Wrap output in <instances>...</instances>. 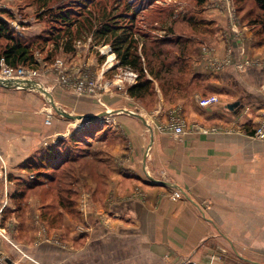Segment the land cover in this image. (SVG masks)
<instances>
[{
	"label": "crops",
	"instance_id": "0c3cea01",
	"mask_svg": "<svg viewBox=\"0 0 264 264\" xmlns=\"http://www.w3.org/2000/svg\"><path fill=\"white\" fill-rule=\"evenodd\" d=\"M208 10L215 20L207 43L192 55L197 87L169 100L154 81L148 120L127 91L102 107L57 89L53 99L68 113L107 112L74 130L79 120L46 122L40 97L0 86V208L18 248L0 238V264H193L207 252L221 255L215 264H264V140L252 136L264 117V32L248 24L246 9L237 11V35L221 9ZM241 50L251 63L237 70ZM215 55L229 63L214 70L207 58ZM208 95L218 102L199 106L197 97ZM175 106L186 123L177 136L159 128ZM72 143L86 147L68 160L72 209L40 211L42 202L58 204L46 190L55 182L38 186L42 196L27 189L14 197L28 183L30 158L58 170Z\"/></svg>",
	"mask_w": 264,
	"mask_h": 264
},
{
	"label": "rangeland",
	"instance_id": "374dc122",
	"mask_svg": "<svg viewBox=\"0 0 264 264\" xmlns=\"http://www.w3.org/2000/svg\"><path fill=\"white\" fill-rule=\"evenodd\" d=\"M80 1H82V3H85L83 0H0V17L8 22L9 26L18 36L27 41L32 40L34 42L33 49L34 59L36 62L26 68L34 72L32 77L33 81L48 89V92L52 95V98L55 97V91L57 89L71 93L69 91L71 90V87L62 88L55 79L57 73V69L55 68L57 60L63 61V66L67 68V71H69L70 75L72 74V71H81L80 77L82 79L94 78L95 75L102 69V64L106 57L105 55L101 54L98 49L101 48L104 42H102L101 39L96 35V31L100 28V24L107 23V21L111 22L110 18L112 19L113 7L115 5H118V3L123 4V2L126 0H88L93 1L91 6L87 3V6L82 5L80 9H76V6L79 4ZM127 1L133 2V0ZM196 1L198 2V0H158L157 4L153 5L149 12L143 13V20L140 19L138 20V22L135 23V27H139L140 29L149 32L151 35H155V31L148 29L150 27V24L156 21L158 23H162L164 20H167V18H172L168 17V13H170L171 11L173 12V18L184 17L183 19H186L185 17H187V15L188 18L191 17V21L193 23H191L192 25H190L189 29L186 28V25L178 23L173 27L174 33L171 34V37H168L170 39H174V37H180L181 40L179 42V45L176 46V48L173 46H167L164 48V46H162V49H166V51L168 52V57L166 58V61L171 60V58H173L176 55L175 53L177 52V54L181 55V58H183V60L187 61V63H184L187 65H185V67L183 68L184 71L192 72L196 70V66L192 61V55L194 54V51H196V49H200L202 45L207 43V41H204L205 37L210 34V30L212 27L211 25L213 24L212 20H215L213 17L211 18V12H209L208 9H221L228 25H230V23L231 25L237 24V22L239 21L237 11H239V9H251L253 13H256L257 11L256 7L254 6L253 0H203V2L199 5L196 4ZM138 2L139 0H136L134 4L137 6ZM240 3L243 4V7L240 5ZM68 4H73V9H76V12L80 11L81 16H79L78 19L81 20H83L84 17H87L86 15L88 13V9H92L94 27L89 31L87 27H77L76 29V27L74 26L72 28L73 30H71V34H74L71 37L72 43L67 44L65 46L64 42L66 38L58 41V44L54 41V36L57 30V28L55 27H59L60 24L52 22L49 18V13L50 11L56 10L58 6H65ZM227 4L229 5V8L227 7ZM237 7L239 9H237ZM102 8H105L106 15L101 12ZM118 10H120V8H117V11ZM154 10L156 12H154ZM117 11L114 12V14H116ZM77 16L78 14H76V17ZM216 21L218 23V20ZM157 33V35L159 36L156 37H165L164 31H159ZM50 37H52V39ZM184 39H191L192 41L194 39L198 41V44L195 46L192 54H190V57L187 56V52L185 53L186 49L180 47L182 44H184ZM140 48L141 47L139 46L137 49L138 53H140ZM111 60L112 59H110L108 55V63H110ZM182 63L183 62H180V65H182ZM121 66L122 65L114 64L111 69L107 70L111 72L108 75L105 74L104 78H111L115 73L120 71ZM2 68L3 67L0 63V71L2 70ZM71 77L75 78V75H71ZM188 78L189 76L187 73L183 75H176V78L174 79L181 80L183 83L185 81L187 82ZM154 87L153 92L143 97L142 100L134 99L135 102L141 104L140 106L142 108L139 110L142 111L146 119L148 118L146 112H149L150 108L152 109V105L156 98V95L154 93ZM19 89H22V91H26L28 93L36 95L37 97H40V99L43 100L45 107L49 109L48 112H51L53 116L59 115L51 106L49 99L39 90L32 88ZM126 90L127 88L125 89L121 87L111 86L105 89H94L91 92H87L86 90V92H84L83 94L76 95L77 97H86L87 99H90L96 104H102L101 106L105 107V100L109 98V96H118L119 98L121 96L126 97V95H124ZM127 100L129 101L130 98ZM53 102L57 107H60L55 103L54 99ZM132 104L133 102L131 103V105ZM136 107H138V105H136ZM143 108L146 109V112ZM82 123L83 122L80 121L74 127V130L82 128L85 125ZM85 149V146H82V148L77 149L75 147H70L67 150L68 157L72 158L74 156H78L79 154L84 153ZM40 161L41 159L37 160L36 156H34V158H30V160L28 161L29 169L27 171L28 174L26 176V179L28 183L33 182L34 185H36L35 187L28 189V191L34 196L38 194L42 196L41 190L39 191L40 193H38L36 189L38 188V186V189H41L42 184H44V182L47 181L48 178H50L49 174L45 170L46 167H42L43 165H40ZM58 175V177H61L62 173H59ZM36 179L39 180L35 181ZM46 190H49L48 194H52L55 191V188H48ZM56 191L59 192L58 185ZM16 193L18 194V192ZM36 206L37 205H35V207ZM39 206H41L39 207L40 211L47 212L53 211L56 207H59L60 205H58L57 203L46 204L45 202H42L41 204H39ZM61 206L67 207L68 205L63 204ZM76 206L77 211L79 213H83L84 205ZM4 207L1 206L0 208V238L8 242V240H11V237L6 234V231L8 233L10 231L6 230L7 228L4 226L6 220H4V216H2L1 213L4 210ZM72 207H74V205Z\"/></svg>",
	"mask_w": 264,
	"mask_h": 264
},
{
	"label": "trees",
	"instance_id": "16d2710c",
	"mask_svg": "<svg viewBox=\"0 0 264 264\" xmlns=\"http://www.w3.org/2000/svg\"><path fill=\"white\" fill-rule=\"evenodd\" d=\"M79 2L76 6V9H80L82 5H86L87 3L91 6L93 1L83 0ZM124 1V0H123ZM132 1H124L123 4L115 5L112 11V19L111 22L107 21V23L100 24V28L96 31L97 36L101 39L103 44H109L116 55L119 64L122 66H130L138 73L137 81L134 85L127 87V94L136 99L142 100L143 97L153 92L154 81H156L162 91L163 96L166 99L173 100L176 97H180L190 93V91H184V88L187 86H196V75L192 71H184V67L187 63L186 60L181 58V55L175 53L176 55L171 58V60L166 61L168 57V52L162 49V46H176L179 45L180 37H174V39H170L171 34H173V27L178 23L186 25V28H190L191 17L186 19L183 18H173L171 11L168 13L167 20H164L162 23L152 22L148 29L155 31V35H151L149 32L140 29L136 26V22L138 20H143V13L149 12L153 5H156L158 0H139L138 5L136 6L134 3L136 0ZM203 2V0L196 1V4L199 5ZM254 6L256 7V13H253L251 9H247V20L248 24H255L259 27L260 32H264V0H253ZM243 7V4L240 3ZM117 8L120 10L117 11ZM240 8V6H239ZM237 7V9H239ZM76 9H73V4H68L65 6H58L56 10L50 11L49 18L52 22L60 24L55 33V42L57 43L61 39H65V46L67 44L72 43L71 34L72 28L77 27H87L90 31L94 26L92 14L93 10L88 9L87 17H84L83 20L78 19L81 16L80 11L76 12ZM243 9V8H242ZM241 10V9H239ZM244 10V9H243ZM114 14V12H116ZM101 12L106 15L105 8L101 9ZM154 12H156L154 10ZM76 14L78 16L76 17ZM120 22V23H119ZM159 31H164L165 37L158 38L156 36ZM74 33V31H73ZM96 36V37H97ZM52 39V37H50ZM180 47L185 48L187 52V56L190 57L195 46L198 44V41L191 39H184ZM58 44V43H57ZM140 48V53H138V47ZM34 42L27 41L20 36H18L12 28L9 26L8 22L0 17V63L1 61L8 67L17 68L19 66L28 67L31 64L35 63L34 59ZM184 49V50H185ZM186 56V57H187ZM183 62L180 65V62ZM187 66V65H186ZM181 67V68H180ZM189 78L187 82H183L181 80H176V75L187 74ZM151 78H150V77ZM194 89V88H192ZM192 92V91H191ZM154 93L156 95L155 87ZM86 124L83 126V128ZM84 130V129H81ZM85 132V131H82ZM79 143H72L71 147L78 146ZM76 149L79 147H75ZM52 153V152H51ZM51 158H54L53 155L49 157V162L51 163ZM69 157L67 150L65 151V160L62 162L58 170L53 169L49 172V177L47 181L55 182V184L50 185V188H55L54 193L58 197V204L68 205L67 207L61 206L66 210H70L74 205V196L76 193L75 187L73 186L74 173L72 168L69 166ZM40 165L42 167H48V165H44L42 161H40ZM52 167V165H51ZM59 173H62L61 177H58ZM56 174V175H52ZM39 179H36L37 181ZM57 185L59 187V192L56 191ZM34 183L29 182L27 184H23V189L20 194L14 195L15 198L20 199L24 196L25 190L31 189L35 187ZM49 191V190H48ZM60 194V195H59ZM20 201V200H18Z\"/></svg>",
	"mask_w": 264,
	"mask_h": 264
},
{
	"label": "built area",
	"instance_id": "2783aa9c",
	"mask_svg": "<svg viewBox=\"0 0 264 264\" xmlns=\"http://www.w3.org/2000/svg\"><path fill=\"white\" fill-rule=\"evenodd\" d=\"M227 7L229 8V5L227 4ZM231 11V10H230ZM231 15V14H229ZM230 31L232 33H235L236 35L240 33L237 29L236 24L230 25ZM101 54L105 55V60L102 64V69L95 75L94 78L86 79L80 77L81 71H72L71 75H75V78H72L69 71H67V68L63 66L62 60L56 61L55 68L57 69L56 73V81L60 86L63 87H71V90H69L72 94L81 95L84 92H91L94 89H105L107 87L116 86L121 88H127L131 85H134L138 78V73L132 69L130 66H121L120 71L115 73L111 78H104L105 74L108 72L107 70L111 69V67L114 64H119V61L116 59V55L113 52L111 46L109 44H103L101 48L98 49ZM212 48L204 47V52H210L212 55ZM114 53V57L111 60L110 63H108V53L109 52ZM228 53H230V50H227ZM240 55L242 58H238L233 63L237 70H243V68L247 65H249L251 62L248 58H245L244 51H240ZM208 64L210 67H212L214 70H218L223 68L229 63V58H223L218 59L215 56L208 57L207 58ZM2 70L0 71V78L2 79H10V80H20V81H31L33 80V74L34 72L27 69L24 66H19L17 68H11L6 66L2 61ZM121 65V64H119ZM218 102V97L216 95H208V96H199L197 97V103L201 107H206L212 104H215ZM53 117V114L51 112H47L46 122H49ZM186 123L184 121L182 112L180 107L175 106L170 109L169 111V118L167 122L160 126L159 128L162 130L171 131L174 135H180L184 129H185ZM195 129L198 131H209L208 129H204L203 127L195 126ZM256 139L264 140V117L258 122L257 126L255 127V130L252 135ZM8 242L17 248L15 244L12 243V241L8 240ZM18 249V248H17ZM185 262H190L189 259L184 260ZM222 261L221 255L215 253V252H207L204 255V259L202 261L198 262H192L193 264H215Z\"/></svg>",
	"mask_w": 264,
	"mask_h": 264
},
{
	"label": "water",
	"instance_id": "95a60500",
	"mask_svg": "<svg viewBox=\"0 0 264 264\" xmlns=\"http://www.w3.org/2000/svg\"><path fill=\"white\" fill-rule=\"evenodd\" d=\"M36 85L38 86L37 90H39L41 93H43L49 99V102L51 103V106L54 108L56 113H58L61 116L66 117V118L79 120V121L83 122L82 124H86L88 121L97 119V118H99V117H101V116H103V115H105L107 113V112H105V113L103 112V113L97 114V115H73V114L68 113L65 110L57 107L54 104V102H53L52 95L44 87H41L35 81L31 80V81H24L23 82V81H20V80H10V79H2V78H0V86L8 88V89H15V88H32L33 89V88L36 87ZM237 105H238V102H234V103L230 104L228 107L232 108V107H235ZM128 112L134 114L135 116H137V117H139L141 119H143L141 117V115H139L137 112H131V111H128ZM145 124L148 127V130L150 132H152V127L146 122H145Z\"/></svg>",
	"mask_w": 264,
	"mask_h": 264
},
{
	"label": "bare ground",
	"instance_id": "6f19581e",
	"mask_svg": "<svg viewBox=\"0 0 264 264\" xmlns=\"http://www.w3.org/2000/svg\"><path fill=\"white\" fill-rule=\"evenodd\" d=\"M113 54H114V53H113L112 51L108 53L110 59H113V57H114ZM36 83H37V82H36ZM37 84H38V83H37ZM40 86H41V85H40ZM36 87H37V88H36ZM36 87L33 88V89H36V90H37V89H38V86L36 85ZM41 87H43V86H41ZM44 88H45V87H44ZM45 89H46V88H45ZM46 90L48 91V89H46Z\"/></svg>",
	"mask_w": 264,
	"mask_h": 264
}]
</instances>
